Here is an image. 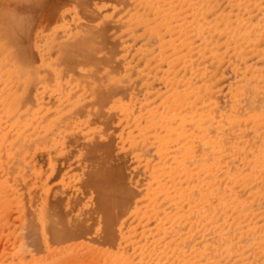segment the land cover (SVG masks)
<instances>
[{
    "label": "bare ground",
    "instance_id": "6f19581e",
    "mask_svg": "<svg viewBox=\"0 0 264 264\" xmlns=\"http://www.w3.org/2000/svg\"><path fill=\"white\" fill-rule=\"evenodd\" d=\"M71 1L34 42L75 54L63 35L103 36V2ZM125 1L129 32L157 44H129L141 79L90 101L46 78L32 101L0 93V264H264V0ZM30 205L46 250L24 258L7 240Z\"/></svg>",
    "mask_w": 264,
    "mask_h": 264
},
{
    "label": "rangeland",
    "instance_id": "374dc122",
    "mask_svg": "<svg viewBox=\"0 0 264 264\" xmlns=\"http://www.w3.org/2000/svg\"><path fill=\"white\" fill-rule=\"evenodd\" d=\"M68 1L69 2H65V0H34L33 4L36 13L31 15L25 11L26 8L23 7L26 3L25 0H0V93L4 94L6 100H9V102H17L19 104L23 101H32L34 96L33 93L37 89L41 90V83L44 81V78H46L48 82L61 81L67 84L69 82L71 87L66 86V90L70 97L84 98L88 99V101L91 99L100 100V98L110 99L109 95L112 93L110 89L111 83H120L126 86L130 82L141 79L139 70L141 71L143 59L138 53H133L129 56V44L133 41L136 47H139L143 43H146L152 49H156L157 44L154 39L148 38L143 33L140 25L132 27V32H129L130 30L127 29V3L125 0L88 1L87 4H92L93 1L103 2L101 8L104 10V13L103 16L100 17V23L98 24L104 30V34L101 37H95V40L94 37H87L85 33L81 32L75 39H71V37L66 38L65 35H63L62 42H67L69 46H73L71 48L77 50L78 53H58L57 48L50 38L46 39L47 41L45 44L40 40L34 42L36 35L35 28H37L38 32L40 28L48 24L49 20H52V24L49 28L51 29L59 24L58 20H60L62 12L66 9L73 10L75 7L74 3L71 0ZM116 1L117 5L113 7ZM13 8H15V10L18 9L19 12L16 14L12 13L11 10ZM28 18H30L28 24L31 25L32 23L29 27L34 26V29L32 31L30 28L27 33L28 37L26 35L28 48L25 51L22 44L16 39L17 33H14L12 28L21 24L18 21L25 23ZM56 31L52 33V36ZM90 41L92 42L91 45L89 44ZM47 42L53 46V57H56V64L58 68H61L57 71L53 70V66L46 61L40 60L39 53H44L42 47L45 46ZM82 42H85L86 45H81L80 43ZM74 57L77 59L75 64ZM129 63L131 66H129ZM74 65H76V67H73ZM137 69L138 74H134ZM30 71L31 73L28 74L27 72ZM156 85L160 86L161 84L156 81ZM53 87L57 91H60L57 87ZM52 96L57 97L58 92H54ZM76 111L79 112V110ZM28 112V109L18 107L14 112L11 111L9 113H12L10 114L11 116H17ZM42 154V157L45 159L47 157L46 153ZM27 211L25 213L27 217L24 224L18 220L10 224V227L12 226L15 229L16 233H14L17 236L13 233L15 237L9 235L10 239L7 241L9 244L12 243L13 248L16 243L14 249L18 251L19 256L28 258L30 255H36L38 257L39 254H43L46 250V247L43 246L44 242L42 243L40 239L41 225L35 215V208L33 205H30V209L28 208ZM29 212H31L30 216H28ZM28 217L30 218L29 221ZM25 233L26 235H24ZM29 233L34 234L27 236ZM26 236L30 238L26 240ZM24 241H27L29 245ZM49 242H51V238ZM2 245L3 248L0 249H4L7 246L4 244ZM7 249L9 250L8 246L5 250ZM64 254L70 253L69 251H67V253L65 251ZM89 257V255L84 256V258H79L81 261L77 260L74 263L84 264L82 262H85ZM94 260V257L91 256L86 264H97L98 260ZM78 261L79 263H77Z\"/></svg>",
    "mask_w": 264,
    "mask_h": 264
}]
</instances>
